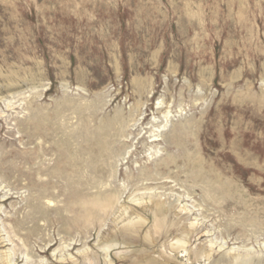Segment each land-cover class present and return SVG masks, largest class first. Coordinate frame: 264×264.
Here are the masks:
<instances>
[{"label": "rangeland", "instance_id": "1", "mask_svg": "<svg viewBox=\"0 0 264 264\" xmlns=\"http://www.w3.org/2000/svg\"><path fill=\"white\" fill-rule=\"evenodd\" d=\"M1 192L14 264H264V0H0Z\"/></svg>", "mask_w": 264, "mask_h": 264}, {"label": "bare ground", "instance_id": "2", "mask_svg": "<svg viewBox=\"0 0 264 264\" xmlns=\"http://www.w3.org/2000/svg\"><path fill=\"white\" fill-rule=\"evenodd\" d=\"M162 102H163L162 100L161 101L158 100L157 105H160ZM168 117H169V114H165V117H164L165 119L163 121L158 122L155 116L153 121L147 122V124L150 123V125L143 126V123H142V125H140L137 129L136 137L139 138L138 142H141L145 146L149 145L146 148L147 153H148L147 154L148 159H153L159 151L158 142L160 140L162 131L166 129V127L169 124ZM114 128L117 130V132L113 130ZM109 130H111V132L113 133H110ZM109 130L102 131L103 139L100 144H97V140L94 141L92 139L90 140L92 146L88 145V147H85V148L82 147L81 149V154L83 155V157L80 158L81 159L80 162L78 161V165H80L79 163L83 164L84 167H86V169H88V171L91 174L104 165L105 163L104 157H109V154L111 153L113 147H115V144L118 139V134H119L118 127L116 128L115 126H112L111 129ZM95 143L97 146L95 145ZM85 154L87 155L84 156ZM129 175H131V173H129ZM150 179H155V177L150 176ZM9 194H10L9 192H1L0 193L1 200H8L11 197ZM109 199L111 200V197H108V200ZM66 207L68 208V211L70 213H73L71 216L72 222H74L76 226L82 227L84 229H88L92 225L93 220L95 219V217L98 216L99 214L98 211L101 208L100 204L94 200V197H88V196H85V194L81 198H77L76 200H74L73 206L67 205ZM11 224L13 223L11 222ZM71 228H73V225L71 226ZM178 242H183V240L177 239L176 243ZM178 244L181 245V243H178ZM70 245L71 243L67 245H63L64 246L63 248H66L67 246H70ZM184 245H181V246H184ZM110 247L111 245H106V244L101 246V248L107 253L105 255V258L108 257V251ZM88 254L89 253L85 251L84 255L87 256ZM51 261L54 262L53 260ZM109 263L110 261L105 259V264H109ZM0 264H14L12 255L7 250L4 251L2 255H0ZM58 264H63V263H61V261H58ZM66 264H72V263L71 261H69Z\"/></svg>", "mask_w": 264, "mask_h": 264}]
</instances>
